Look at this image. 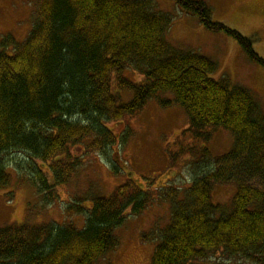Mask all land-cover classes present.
<instances>
[{
    "label": "trees",
    "instance_id": "obj_1",
    "mask_svg": "<svg viewBox=\"0 0 264 264\" xmlns=\"http://www.w3.org/2000/svg\"><path fill=\"white\" fill-rule=\"evenodd\" d=\"M175 2L209 31L234 38L249 58L264 65L252 40L214 22L205 1ZM32 20L22 43L11 36L1 41L0 190L12 184L2 155L18 150L40 162L37 184L51 200L54 187L67 184L80 164L71 148L81 147L83 154L106 152L119 140L108 123L123 122L158 94L170 93L173 99L158 98L159 104L180 105L189 124L173 142L168 160L179 164L189 157L186 167L193 179L182 194L167 187L161 196L170 204L171 217L151 264H185L218 250L249 258L260 250L264 112L250 93L230 87L227 77L214 80L218 65L207 57L173 48L165 39L171 18L155 12L152 0H37ZM126 67L144 81L126 78ZM113 84L132 99L122 103ZM218 128L229 131L234 143L214 158L202 145ZM114 170L119 168L114 165ZM252 179L262 188L251 185ZM215 183L237 186L230 208L212 202ZM151 200L128 178L109 196L90 199L83 229L72 223L4 226L0 264H96L118 246L114 231L127 212L138 215ZM66 212L85 213L77 204H68Z\"/></svg>",
    "mask_w": 264,
    "mask_h": 264
},
{
    "label": "rangeland",
    "instance_id": "obj_2",
    "mask_svg": "<svg viewBox=\"0 0 264 264\" xmlns=\"http://www.w3.org/2000/svg\"><path fill=\"white\" fill-rule=\"evenodd\" d=\"M152 1L155 12L171 18L165 39L173 48L193 52L215 62L218 70L211 77L214 80L227 77L230 87L246 89L264 112V65L249 58L239 42L228 34L206 29L195 16L183 11L175 0ZM203 1L211 8L214 22L251 39L254 53L264 61V0ZM36 2L0 0V49L4 37L11 36L16 44L25 40L32 29ZM124 76L135 83L144 81L142 75L129 67L125 68ZM113 90L120 95L122 103L132 99L130 92L117 91L114 84ZM158 98L173 99V95L160 93L122 124L108 123L119 140L106 152L83 154L81 147L71 148L72 156L79 159L80 164L67 184L54 187L51 200L37 184L35 166L40 163L38 160L18 150L2 155L8 172L12 174V184L0 190V228L21 224L57 227L72 223L83 229L91 206L90 199L95 195L109 196L131 178L143 191L149 192L152 200L138 215L127 212L124 224L114 231L118 246L96 264H151L160 233L170 223L171 217L170 204L161 196L167 187L182 189V194L193 179L186 167L187 161L191 160L189 157L181 158L179 164L168 160L173 142L189 124L188 117L180 105L174 103L162 107ZM233 143V135L218 128L212 132L209 142L202 146L216 158L228 153ZM114 165L119 171L114 170ZM44 176L49 184L53 183L49 174ZM249 182L262 188L259 180ZM236 192L235 184L215 183L211 189V200L214 204L230 208ZM68 204L81 206L85 213L68 216ZM222 255L218 250L198 261L213 262Z\"/></svg>",
    "mask_w": 264,
    "mask_h": 264
},
{
    "label": "flooded vegetation",
    "instance_id": "obj_3",
    "mask_svg": "<svg viewBox=\"0 0 264 264\" xmlns=\"http://www.w3.org/2000/svg\"><path fill=\"white\" fill-rule=\"evenodd\" d=\"M27 157L30 156L27 155ZM220 251L223 253L222 258L213 260V262L205 261L204 263H201L203 262L202 260H194L186 262V264H264V245L260 250H257L251 254L249 258H246L242 255H228L224 251Z\"/></svg>",
    "mask_w": 264,
    "mask_h": 264
}]
</instances>
